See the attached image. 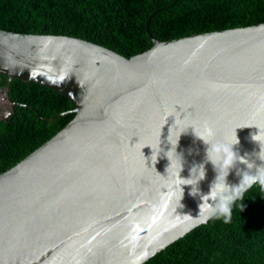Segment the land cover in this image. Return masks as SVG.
I'll return each mask as SVG.
<instances>
[{"label":"water","instance_id":"obj_1","mask_svg":"<svg viewBox=\"0 0 264 264\" xmlns=\"http://www.w3.org/2000/svg\"><path fill=\"white\" fill-rule=\"evenodd\" d=\"M157 10L153 46L132 56L0 28V74L50 87L76 112L0 174V264H143L208 223L198 216L208 202L192 185L180 201L178 187L207 150L216 159L237 133L234 149L264 163L251 138L260 128L264 139V22L160 40ZM205 168L203 193L217 175ZM240 179L235 168L227 177Z\"/></svg>","mask_w":264,"mask_h":264},{"label":"trees","instance_id":"obj_2","mask_svg":"<svg viewBox=\"0 0 264 264\" xmlns=\"http://www.w3.org/2000/svg\"><path fill=\"white\" fill-rule=\"evenodd\" d=\"M156 8L149 29L160 40L264 22V0H0V28L70 34L132 56L153 46L146 22ZM0 87L15 102L0 118L1 174L76 112L70 98L40 83L0 74ZM242 203L230 223L210 219L143 264H264V190L253 185Z\"/></svg>","mask_w":264,"mask_h":264},{"label":"clouds","instance_id":"obj_3","mask_svg":"<svg viewBox=\"0 0 264 264\" xmlns=\"http://www.w3.org/2000/svg\"><path fill=\"white\" fill-rule=\"evenodd\" d=\"M251 138L254 141L259 142L260 150L259 152L255 153V155L261 161H264V139L261 138V129L259 128L258 132L252 133ZM207 143L210 144V142ZM237 144H239V137L236 133V139L230 143V145L228 146V151L226 153L221 152L220 154H218L216 159H213L210 156L209 151L207 150V157L205 162L193 163L190 169V176L186 178L182 177L183 180L178 185V187L182 190L180 201L184 193L182 185H192L190 189V195L199 196L202 200V203L200 205L204 204L205 201L208 202V207L204 209L203 212L200 208V212L198 214V216L200 217L199 223H206L208 220L213 218H222L224 223H230L232 220L233 207L237 206V201H239L240 204L238 206L241 208V210L243 209L244 205L242 201L245 197V193L250 188H252L253 185L259 184L261 189L264 190V163L257 165L255 160L250 158L251 154H240L239 151L234 149L233 147ZM175 146H173L170 150H172L173 148L175 150ZM168 152L169 150L167 151V153ZM167 153L166 155L169 157ZM175 153L179 155L180 163L183 167L182 155L180 153H177L176 150ZM207 161L212 162L213 166L216 169L217 175L210 186V191L207 193H203L199 188V182L205 178V164L207 163ZM238 164H243L245 165V167H237ZM225 168H227V172L224 171ZM233 168H235L236 174L238 176H241L240 182L238 184H230L227 181V177ZM252 169H255V171H251ZM193 176H195V179H193ZM193 226L195 227L196 225L194 224Z\"/></svg>","mask_w":264,"mask_h":264},{"label":"rangeland","instance_id":"obj_4","mask_svg":"<svg viewBox=\"0 0 264 264\" xmlns=\"http://www.w3.org/2000/svg\"><path fill=\"white\" fill-rule=\"evenodd\" d=\"M10 78H12V77H10ZM0 88L7 90L6 88H3V87H0ZM12 109H13L12 104L6 98L4 93L2 91H0V117L1 116H4V117L9 116Z\"/></svg>","mask_w":264,"mask_h":264},{"label":"bare ground","instance_id":"obj_5","mask_svg":"<svg viewBox=\"0 0 264 264\" xmlns=\"http://www.w3.org/2000/svg\"><path fill=\"white\" fill-rule=\"evenodd\" d=\"M78 37V36H77ZM234 214V213H233ZM191 232V231H190ZM198 235V234H197ZM194 241V240H193Z\"/></svg>","mask_w":264,"mask_h":264}]
</instances>
